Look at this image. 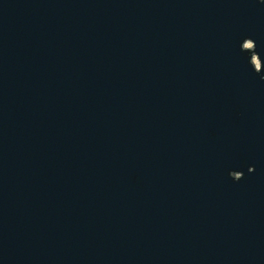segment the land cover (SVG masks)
<instances>
[{
  "label": "water",
  "instance_id": "water-1",
  "mask_svg": "<svg viewBox=\"0 0 264 264\" xmlns=\"http://www.w3.org/2000/svg\"><path fill=\"white\" fill-rule=\"evenodd\" d=\"M0 264H264V0H0Z\"/></svg>",
  "mask_w": 264,
  "mask_h": 264
},
{
  "label": "bare ground",
  "instance_id": "bare-ground-1",
  "mask_svg": "<svg viewBox=\"0 0 264 264\" xmlns=\"http://www.w3.org/2000/svg\"><path fill=\"white\" fill-rule=\"evenodd\" d=\"M245 46H246V48H250V43H246ZM252 62H253L254 67L258 69L259 62L257 61V59L255 57H253Z\"/></svg>",
  "mask_w": 264,
  "mask_h": 264
},
{
  "label": "rangeland",
  "instance_id": "rangeland-1",
  "mask_svg": "<svg viewBox=\"0 0 264 264\" xmlns=\"http://www.w3.org/2000/svg\"><path fill=\"white\" fill-rule=\"evenodd\" d=\"M250 49H252V45L250 44ZM253 57H255L256 58V56L255 55H253ZM257 59V58H256Z\"/></svg>",
  "mask_w": 264,
  "mask_h": 264
}]
</instances>
